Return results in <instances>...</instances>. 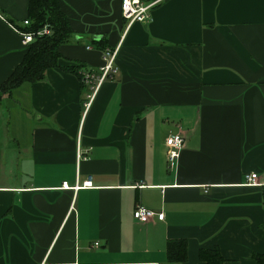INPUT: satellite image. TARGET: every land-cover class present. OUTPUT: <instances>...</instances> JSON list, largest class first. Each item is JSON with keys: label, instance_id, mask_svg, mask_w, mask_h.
Segmentation results:
<instances>
[{"label": "crops", "instance_id": "obj_1", "mask_svg": "<svg viewBox=\"0 0 264 264\" xmlns=\"http://www.w3.org/2000/svg\"><path fill=\"white\" fill-rule=\"evenodd\" d=\"M151 3L158 0H143ZM29 0H0V86L23 61ZM60 68L0 101V264H256L264 255V0H159L145 23L122 0H60ZM186 144L168 168L166 140ZM257 175L256 184L247 178ZM91 182L90 186H84ZM157 214L134 219L137 207Z\"/></svg>", "mask_w": 264, "mask_h": 264}, {"label": "trees", "instance_id": "obj_2", "mask_svg": "<svg viewBox=\"0 0 264 264\" xmlns=\"http://www.w3.org/2000/svg\"><path fill=\"white\" fill-rule=\"evenodd\" d=\"M27 19L30 26L24 33H37L47 27L50 34L36 36L27 46L23 61L0 86V101L6 94L23 84L43 81L49 69L60 68L78 77L85 85L83 74L87 73L80 65L67 64L59 52L60 46L68 44L73 38L69 19L61 10L60 0H29ZM168 260L172 264H184L187 261V243L185 241L168 243ZM256 264H264V255L253 254ZM200 260L206 264H224L225 259L218 249L200 251Z\"/></svg>", "mask_w": 264, "mask_h": 264}, {"label": "built area", "instance_id": "obj_3", "mask_svg": "<svg viewBox=\"0 0 264 264\" xmlns=\"http://www.w3.org/2000/svg\"><path fill=\"white\" fill-rule=\"evenodd\" d=\"M159 3L155 2H145L143 0H122L121 10L123 18L128 22V26L134 23H145L151 19V10ZM23 25L27 28L30 26L29 20H25ZM18 33L22 36V42L24 46L31 44L36 36H44L50 34V30L45 27L44 29L38 31L37 33H24L16 29ZM118 49L106 48L103 52V65L99 70V74L84 73V82L90 84L93 89V95L90 96L89 102L86 104V109H89L91 101L95 96L98 89L108 80H113L118 74V67L116 65V58L118 55ZM186 144V140L181 135H176L170 137L166 140L167 147V162L170 171L175 172L178 168L179 158ZM257 175L251 174L247 178L248 185L256 184ZM91 182H86L84 186H90ZM134 219L140 223H148L154 218L159 220H164L165 215L163 213L157 214L151 210H148L142 206L137 207L134 211Z\"/></svg>", "mask_w": 264, "mask_h": 264}, {"label": "bare ground", "instance_id": "obj_4", "mask_svg": "<svg viewBox=\"0 0 264 264\" xmlns=\"http://www.w3.org/2000/svg\"><path fill=\"white\" fill-rule=\"evenodd\" d=\"M124 19V18H123Z\"/></svg>", "mask_w": 264, "mask_h": 264}]
</instances>
